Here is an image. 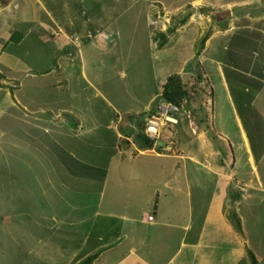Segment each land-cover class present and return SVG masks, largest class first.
I'll use <instances>...</instances> for the list:
<instances>
[{"label":"rangeland","instance_id":"obj_1","mask_svg":"<svg viewBox=\"0 0 264 264\" xmlns=\"http://www.w3.org/2000/svg\"><path fill=\"white\" fill-rule=\"evenodd\" d=\"M164 1L162 5L167 10L166 15L159 14V18L153 19L152 12L155 10L157 13L163 7L158 6L155 0L132 3L133 6L125 14L120 2L110 0L115 5L110 27L100 37L82 43L80 50L72 49L73 59L71 62L69 59L62 70H56L55 60L36 59L32 51L31 76L25 78L24 75L12 74L8 77V84L0 87V264H48L51 258L73 264L89 252L93 241L84 250L76 248L83 247L87 240L84 232L92 229L93 220L85 225L79 224L78 233L72 239L65 234L71 232V226L67 227L63 218L73 216L78 208L74 204L84 206L86 213L95 210V196L92 194L75 203L71 188L58 185L57 177L72 186L74 176L78 178L79 185L83 186L82 182L87 187L90 177L97 180V174H91L90 168L102 167L100 159H106L105 167H110V175H104L109 182L107 198L113 197L121 204L117 216L140 219L157 211L160 221L173 223L175 234L172 236L170 233L169 244H156H160L157 264H174L171 259L183 247L185 227L200 230L208 214L207 207L216 177L189 159L196 156V160L208 167V161L200 151L201 146L206 144L203 138L191 134L189 137L181 136V143L176 145L179 153L167 154L163 146L154 150L144 149L137 137L140 124L135 126L129 116L138 114L143 116L139 123L145 121L146 112L157 110L153 105L154 102L157 105L161 95L163 77L182 68L190 75L193 74V67L197 72L195 82L189 83L185 77V84L191 92H197L195 107L200 110L201 126L211 142L212 151L217 153L213 161L223 164L220 168L225 176L234 172L229 182L233 189L228 186V194L233 190L238 204L243 207L240 212H246L257 222L258 226L248 220V232L244 229L243 232L250 236L253 243L252 246L248 243L247 248L264 258V233L261 235L264 211L254 205V200L246 201L245 195L234 190L236 184H247L252 178L264 174V10L254 13L251 10H235L236 20L231 25L233 31H229L230 35L218 36L203 59L192 56L189 64L186 59L194 53L196 42L205 31L218 29L219 20L226 19V15L220 18L199 11L204 15L195 14L197 23L189 26L191 29L187 31V36L183 35L184 31L180 34L175 31L176 34L170 36V43H176L173 48L176 51L172 53V46L163 49L159 47L160 40L154 39L159 32L156 22L161 31L163 24L167 26L166 22L172 20V11L168 7L173 8L175 2L176 6L182 7L187 0ZM142 6H146L149 12L151 9L150 14L142 13ZM217 8L220 6H213L211 14H216ZM207 15L211 17L208 19ZM173 16L179 19L178 14ZM150 22L155 25L151 26ZM38 46L36 43L35 51L41 52ZM129 58L131 60L126 61ZM220 70L229 87L230 93L225 88L228 95L220 85ZM83 72L94 83V88L85 83ZM73 73L78 75L73 77ZM255 78L258 79L257 84H254ZM123 82L126 84L121 87ZM72 85L75 94L69 95ZM229 99L231 102H228ZM196 112L199 113L198 110ZM228 118H232V133L229 135L232 149L228 141L218 136L222 130L220 122ZM126 123L133 127L126 130ZM241 130L247 137L249 135L250 140L254 139L255 142L250 143L253 153L245 147ZM120 135H128L133 140L138 148L136 153L133 152L135 147L124 148ZM120 149H124L123 157L119 154L111 161L107 158L109 152L119 153ZM250 155L255 167L250 163ZM92 157H95L94 162ZM118 168L121 174L116 172ZM199 171L204 172L206 177L202 174L203 179L199 180ZM85 172L89 173L87 177H84ZM120 176L119 192L114 195L117 190L115 178ZM92 187V192L101 190L94 184ZM188 192H191V197H187ZM48 198L51 203H45ZM54 198L60 199L58 205L53 202ZM224 203L225 200L223 206ZM107 206L113 208L112 203ZM101 210L104 213V208ZM114 210L117 212L119 209ZM33 214L36 218H32ZM40 215L56 228V236L49 246L46 237L41 235L42 232L47 234L46 224H33L42 219ZM98 219L95 217L94 226ZM92 230L99 235L98 230ZM122 230L123 227H119L118 231L112 230L115 239ZM160 233L162 238L168 234L164 231ZM148 234V226H137L138 243H144ZM259 237L262 240L257 241ZM64 240L68 243H62ZM55 243L68 247L63 251L50 249ZM242 243L243 239L239 238V243L233 246ZM40 248L47 249L41 259L34 260ZM245 248L243 246V250ZM96 253L98 255L100 251ZM239 256V264L251 263L246 251L235 257L239 259ZM176 264H183V261L177 260Z\"/></svg>","mask_w":264,"mask_h":264},{"label":"crops","instance_id":"obj_2","mask_svg":"<svg viewBox=\"0 0 264 264\" xmlns=\"http://www.w3.org/2000/svg\"><path fill=\"white\" fill-rule=\"evenodd\" d=\"M116 1L118 3H121L123 14H125L127 9L139 2V0ZM156 1L158 3H161V5L165 4L164 0H155V2ZM263 2L264 0H187L185 5L182 7L176 6V2L172 5L173 8L168 7V9L172 11V20L174 18L173 15L178 14L179 19L175 21L177 22V26H179V28L177 29L178 33L184 31L183 35L186 36L187 31L191 29L189 26L191 24L197 23V20L195 19V14L204 15L199 13V11H201L203 8L213 9V6H220V8H217L218 12L216 14H210L213 16H219L220 13L227 12V15L225 16L226 19L223 18L219 21L222 22L221 24H228V30L220 31L218 29V31L206 42L204 51L198 54L196 53V51H198V48L195 47L194 53L188 56L186 62L190 64V62L192 61V56L195 57V55L200 59H203L206 55L207 50L212 45L213 40H216L220 35H224L226 33L229 34V31H233L231 25L236 20L235 10H251L252 13L261 11L264 10ZM132 3L134 4L131 5ZM114 7L115 5H112L110 3V0H0V73L4 74L5 77L3 83H7L8 77L16 73L20 76L24 75L25 78L31 76V74L33 73V67L30 64V61H33L32 58H30V54L32 53V51L35 52L36 59L44 57L50 61L55 60L57 62L56 70H62L67 64V61L70 59L71 62L73 59L72 49L76 51L78 49L80 50V46L82 45V43L89 42L93 39H96L97 37H100L103 31L107 30L110 27L109 25L114 19V15L112 12L115 9ZM166 11L167 10L166 8H164V6L160 9V11H158L160 13H155L156 11L154 10V12H152L153 17H158L159 14L163 13V16H165ZM145 12L150 14L151 9L149 12L146 6H142V13ZM248 13L249 12H246V14ZM210 15H207L208 19L211 17ZM216 18L219 19V17ZM168 19H170V17ZM172 20L171 22H166L167 26L163 24L161 31L159 23L156 22V25H158L159 27V32H165L168 30V28L172 27ZM183 20H185L186 22L181 23ZM150 25L152 26L155 24L154 22H150ZM90 26L95 30L96 33L91 34V32L86 29ZM30 39L31 43L29 44ZM170 42L169 44L165 45L163 49L171 48L170 46H172L171 52L174 53L176 50L173 48L176 47V43ZM36 43L39 45L38 47L41 48V52L35 51L37 49L35 47ZM129 60H131V58L126 61ZM119 61L121 60L119 59ZM232 70L234 71L233 67ZM192 71L193 74L191 73L189 75L186 73V70L182 68L181 70H179V72H175L173 74H179L181 78L187 77L191 81V83H194L195 78L197 77V72L194 67ZM51 72L52 71H50L49 75H51ZM220 73L222 76L220 77V85L225 92L227 90V92L230 93L227 82L223 77L222 70H220ZM82 74L84 76L83 80L85 81V83L90 88H94V83L88 79L87 73L83 72ZM173 74L168 73L166 74V76L163 77V80L160 84L161 93L167 79ZM77 75L78 73L72 74L73 77H76ZM62 76H64V74ZM205 78L209 80L207 78V75H205ZM255 79L256 80L254 81V84H257L258 79ZM125 84L126 82H123L120 84V86L124 87ZM73 87L74 86L72 85V91H68L69 95L75 94ZM63 88L65 89L64 86ZM227 92L226 94L228 95ZM192 95L194 98L191 103V111H187V113H190L191 116L197 110L199 111V113H197V115L195 114L193 118H191V116L189 117L186 112L183 113L177 126L175 138L177 140V143H181V136L189 137L191 134L192 136H198L199 138L204 139L203 143L206 144V146L202 145V150L200 151L201 154H203L204 159L208 161V167L196 160V156H190L189 159L190 162L199 164L202 169L208 174H212L213 176H215L216 180L213 184L212 196L211 198L209 197L210 204H208L207 207L208 214H206L205 212L206 218L203 227L198 231H193L191 226L185 227V234L183 236V247L177 253H174L171 261H173L174 264H176L177 260H182L183 264H239V262H241V258L239 256V259H237L235 256H237L238 254H245L246 249H248V243L250 244V246H252L253 243L250 239V236H246L245 231L243 232L242 237L237 234L228 219V211L232 207L230 203L231 201L233 203V198H236L237 196L236 193H233V190H229L230 192L228 194L227 189V187L229 186V182H231L234 177V172L232 171L230 174L227 173L225 176V173L220 168V166H222L223 164H221V162L219 161H213V158L217 157V153L212 151L211 142L207 139L202 129L201 125L203 124V121L201 120L200 110L196 109L195 107V98L197 93ZM159 100L160 97L157 99V104L160 102ZM228 102H231V99H229ZM224 110L226 111V106H224ZM68 113H70V111H68ZM231 122L232 118H228L225 121L220 122L222 130L218 132V136L220 139L228 141L229 146L232 149L233 147L230 142L229 136L230 133H232V128L230 129ZM128 125L129 123L125 124L126 130H128L130 127H133L132 125ZM241 131L245 147L250 153H253V146L250 145V143H253L254 139L250 140L249 135L247 137L245 131ZM252 135L255 136V134ZM120 137L122 138V140H125V138H127V141L130 144L128 150L130 148L135 147L133 152L136 153V150L138 148L133 143V140L128 137V135L126 137L120 135ZM255 140H257V138H255ZM159 146H163L164 148L165 144L159 143L156 146V149L160 148ZM125 147L126 146H124V148ZM120 150L121 151L119 153L116 152L114 154L112 152H109L107 158H109L111 161L116 155L118 156L120 154V156L122 155L123 157L124 149ZM140 154L144 153L140 152ZM76 157L78 156H75V158ZM68 158L70 157H65V159ZM159 158L163 159L164 157L159 156ZM167 158L170 159L169 157ZM92 159L94 162L95 157H92ZM100 160L102 161V167L94 166L90 168L91 174H97V180H92V177H90V181L87 187H85V183L82 182L80 183L83 184V186L79 185L78 178L74 176H72V186L65 184L61 181L59 177H57L58 185H63L66 188H71L75 196V203L76 200L84 201L87 196L94 195L97 204L95 210H92L88 213H86V208L84 206H76L74 204V207L78 208H76L75 212L73 213V216L67 218V216L64 215L66 218H63V220L66 222L67 227L71 226V232H65L68 238L74 239V234L78 233L79 224L85 225L91 220L93 221L90 226L92 227V229H96L99 232V235H97L96 231H93L92 229V231L89 230L87 232H84V235L86 236L87 240L85 243H83V247L81 245L80 247L76 248V250H84V248L89 246L90 241H93V246L89 250V252L85 254V258H80L76 263L73 264H79L81 261L88 257L87 255L90 256L93 254H97V251H100V253L97 255V258L93 262V264H157L160 244H156V242H161L164 246L169 244L170 233L172 236L175 234V227L173 226V223L165 224V222L160 221L158 219L159 217L157 215V211L150 215L145 214L140 219H133L132 216H117L118 212L120 211L119 206L121 204L119 205V203L113 197L112 199L107 198L109 182H106V177L104 175H110V167H105L106 159ZM249 160L252 166L255 167L252 155L249 156ZM209 161L212 162L209 163ZM116 172L121 174L119 168ZM202 174L204 175V177H206L204 172L199 171V180L203 179L201 177ZM87 175H89V173L85 172L84 177H87ZM115 179V187L117 190L113 194L117 195L119 192V185L121 184V176ZM93 184L95 186L101 187V190L98 192H92V188H94L92 187ZM63 186H60V188L64 189ZM230 186L229 188L233 189ZM87 189L88 191H86ZM234 190H238L243 195H245L246 201L254 200V205L257 208H260V211H264V174L262 176L258 175L255 179L252 178L247 184H236V188H234ZM187 197H191V192L187 193ZM54 199L55 200L53 202L58 205L60 203V199ZM223 200H225L224 206ZM45 203H51L49 198L45 200ZM111 203L113 204V208L107 206ZM236 203L241 218H243V229L248 232V220H251V223H255L258 226L257 222L254 221L251 215L247 214L246 212H240L243 207L242 205L238 204L237 198ZM102 208H104V213H101ZM114 209L119 210H117V212H114L116 211ZM56 216L58 217L59 215ZM34 217L36 218V216H34L33 214L32 218ZM40 217L42 219H39L38 221L36 220L35 222H33V224H36L37 222L41 224H46L47 234L42 232L41 235L42 237H46V243L49 246L53 241V237L56 236V228L51 227L49 222H46L44 217H42L41 215ZM95 217L99 219L94 226L93 222ZM100 217L103 218L100 219ZM148 217H153V221L149 222L147 220ZM137 226H148L149 234L148 236L144 237V243L137 242ZM119 227H123V230L120 234H118L117 239H115L112 230L118 231ZM162 231L168 233L169 235L165 234L162 238L160 235V232ZM80 233L81 232L79 230V234ZM108 233H110L111 235H109ZM263 233L264 230H262L261 235ZM239 238L243 239L242 245L238 244L237 246H233V244L239 243ZM256 239L257 241H259V239L262 240V237ZM62 243L66 244L68 243V241L64 240ZM65 244L55 243V246L51 247L50 249L54 248L56 250L63 251L66 249V247H68ZM243 246L246 247L244 250ZM46 249L47 248H40V251L36 253L34 257V260L41 259V256L46 251ZM255 256L259 261H264V258H260L257 252ZM229 259L231 260V262H228ZM61 263L64 264L63 261L58 260V258H51L48 262V264Z\"/></svg>","mask_w":264,"mask_h":264},{"label":"trees","instance_id":"obj_3","mask_svg":"<svg viewBox=\"0 0 264 264\" xmlns=\"http://www.w3.org/2000/svg\"><path fill=\"white\" fill-rule=\"evenodd\" d=\"M158 6H161V3H158ZM202 12L205 13H209L211 14V10L208 8H203L201 10ZM213 16V15H212ZM155 18V17H153ZM176 21V17L173 18L172 23L173 26L168 28L167 31L165 32H157L156 35L154 36V39L158 38L159 41V47H165V45L169 44L170 42V36H173L176 34L177 30V22ZM186 22L185 20H183L181 23ZM226 22V21H225ZM220 24H217V27L220 31H225L228 30V24L224 25L221 24L222 22H219ZM89 32H91V34L96 33L95 30L93 28L87 27L86 28ZM218 29L215 28H211V30H207L204 32V36L202 35V38H200L198 40V42H196V46L198 47V54L202 53L205 49V44L206 42L218 31ZM176 31V32H175ZM201 44V45H200ZM5 77L4 74L0 73V87L4 86V81ZM188 79V78H187ZM185 78H181V76L179 74H173L171 75L166 83L163 86V90L162 93L160 95V100L162 102H164L167 105L173 106L176 108L175 112H174V116L178 119V121H180L181 116L183 115L184 112L186 111H191V103L193 101V95L197 93L195 90H193V92H191V89H187V85L185 84ZM189 83L191 82L188 79ZM192 93V94H191ZM159 105L157 104L155 106V102L153 107H155L157 110H152L151 112H146V119L145 121H141L139 123V120L141 119V116L138 115H133V116H129L130 119H134V122H138V124H140V130H139V134L137 135L138 137V141H141L143 143V148L144 149H152L153 147V143L152 141L148 140L144 134V130L147 126V120L150 119L153 116H159V109L157 108ZM194 113V111H193ZM197 115V112L195 111V113L193 115ZM192 115V117H193ZM179 124V122H178ZM123 144H125L126 147H129L130 144L128 141L123 140L122 141ZM233 203L232 207L229 209V213H228V219L230 224L232 225V227L235 229V232L237 234H240V236H243V222H242V218L240 213L237 210V203H236V198H233ZM247 252V256L250 260V264H264V261H259L257 259V257L255 256V254L250 250V249H246ZM97 258V254H93L88 256L86 259H84L83 261H81L79 264H93V262L96 260Z\"/></svg>","mask_w":264,"mask_h":264},{"label":"built area","instance_id":"obj_4","mask_svg":"<svg viewBox=\"0 0 264 264\" xmlns=\"http://www.w3.org/2000/svg\"><path fill=\"white\" fill-rule=\"evenodd\" d=\"M159 116H153L147 120L145 128V136L152 141V150L156 149L159 142L165 144L163 148L167 153H179L176 150L177 140L175 134L177 132L178 119L174 116L175 107L170 105L159 106ZM149 222L153 221V217H148Z\"/></svg>","mask_w":264,"mask_h":264},{"label":"clouds","instance_id":"obj_5","mask_svg":"<svg viewBox=\"0 0 264 264\" xmlns=\"http://www.w3.org/2000/svg\"><path fill=\"white\" fill-rule=\"evenodd\" d=\"M224 14H226L227 15V12H222V13H220V18H221V15H224ZM225 16V15H224ZM203 36H204V33H203ZM160 102L158 103V105L159 106H161V105H167V104H165L164 102H162L161 100H159ZM159 106H158V108H159ZM185 113V112H184ZM186 114L190 117L191 115H190V113H187V111H186ZM179 122V121H178ZM144 134H145V130H144Z\"/></svg>","mask_w":264,"mask_h":264},{"label":"water","instance_id":"obj_6","mask_svg":"<svg viewBox=\"0 0 264 264\" xmlns=\"http://www.w3.org/2000/svg\"><path fill=\"white\" fill-rule=\"evenodd\" d=\"M224 15H226V14H224ZM224 15H221V18H222Z\"/></svg>","mask_w":264,"mask_h":264},{"label":"bare ground","instance_id":"obj_7","mask_svg":"<svg viewBox=\"0 0 264 264\" xmlns=\"http://www.w3.org/2000/svg\"><path fill=\"white\" fill-rule=\"evenodd\" d=\"M89 126V125H88Z\"/></svg>","mask_w":264,"mask_h":264}]
</instances>
